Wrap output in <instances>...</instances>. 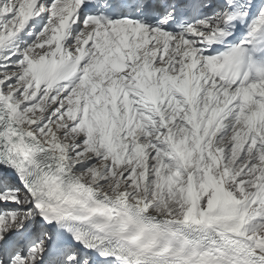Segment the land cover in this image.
<instances>
[{"label": "snow or ice", "instance_id": "1", "mask_svg": "<svg viewBox=\"0 0 264 264\" xmlns=\"http://www.w3.org/2000/svg\"><path fill=\"white\" fill-rule=\"evenodd\" d=\"M0 264H264V0H0Z\"/></svg>", "mask_w": 264, "mask_h": 264}]
</instances>
